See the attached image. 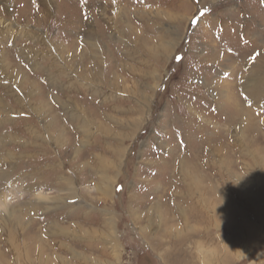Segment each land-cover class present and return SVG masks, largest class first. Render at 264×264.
Returning <instances> with one entry per match:
<instances>
[{
	"label": "rangeland",
	"instance_id": "1",
	"mask_svg": "<svg viewBox=\"0 0 264 264\" xmlns=\"http://www.w3.org/2000/svg\"><path fill=\"white\" fill-rule=\"evenodd\" d=\"M44 1L0 3V228L24 218L20 264H264V0Z\"/></svg>",
	"mask_w": 264,
	"mask_h": 264
},
{
	"label": "bare ground",
	"instance_id": "2",
	"mask_svg": "<svg viewBox=\"0 0 264 264\" xmlns=\"http://www.w3.org/2000/svg\"><path fill=\"white\" fill-rule=\"evenodd\" d=\"M12 1V0H11ZM10 0H0V3H1V7H2V9L1 10H3L4 11V9H5V12H8L7 10H9V5H10V2H11ZM42 3H43V12L44 13H47L49 10H51V5L50 4H47L44 0H42ZM8 14V13H7ZM117 17V16H116ZM4 25H5V29H6V31L7 32H9V35L8 36H12V35H14V33L13 32H19V34H23L24 32L22 31L23 29H21V28H13L12 27V24L11 23H4ZM4 28V27H3ZM26 33V32H25ZM136 34V33H135ZM22 36V35H21ZM86 36H87V34H86ZM39 37L41 38V40L39 41V43H45L46 45H48V43L44 40V41H42V36H40L39 35ZM116 37V36H115ZM47 38V37H46ZM88 38H90L89 37V35H88ZM122 38V37H121ZM48 40V39H47ZM123 40V39H122ZM123 42H124V40H123ZM96 41H94L93 40V42H92V40H91V46L92 47H95V46H97L96 45ZM170 43H168L167 41H164V40H160V42H158L157 44H155L154 45V47H152L153 49H149L150 51H157L158 53H157V55H159V56H163L165 53H167L168 52V49H169V45ZM153 45V44H152ZM26 46V45H25ZM58 46V45H57ZM56 46V47H57ZM50 47V46H49ZM23 48H24V46H22V48L20 49V53L24 56V57H26L28 54H25V53H27L28 52V49H26V51L24 52L23 51ZM50 50H52V49H50ZM57 51H59V53H61V51L62 52H66V51H64V49H63V47L62 46H59L58 47V50ZM77 51V49H76V47L75 46H73L72 47V49L70 50V51H68V53H71V55H69L68 57H66L67 59H69V58H73L74 56H75V52ZM30 53V52H29ZM57 54V56H59V58L61 57L60 56V54ZM62 55V54H61ZM67 55V54H66ZM166 55V54H165ZM164 55V56H165ZM52 56L54 57V58H50L51 60L50 61H58V59H57V56H54L53 55V53H52ZM163 56V57H164ZM3 61H4V59H3ZM113 62V61H112ZM2 66H4L6 69H7V67H6V65H5V63L3 64L2 63V60H1V53H0V68H2ZM92 66H95V65H92ZM95 68V67H94ZM95 69H93L92 68V70L91 71H94ZM3 71H4V69H3ZM252 72H253V70H252ZM92 74H94V72H91V73H89L87 76H88V78L90 77V76H92ZM253 74V73H252ZM255 74V73H254ZM258 76V75H257ZM7 77V76H6ZM8 78V77H7ZM68 78V77H67ZM71 79H72V77H70ZM85 78V77H84ZM114 78H117L116 76H114ZM8 79H10V78H8ZM50 79H52L53 80V76L52 75H50ZM11 85L13 84H15V86H16V84L18 83L17 82V80L15 79V78H12L11 77ZM73 80V79H72ZM19 81V80H18ZM117 82H118V84H119V86L121 87V85H124V87L125 88H127V89H129L128 87H126V85H125V83L123 82V81H121V80H117ZM9 87H12V86H10V85H8ZM141 94V93H140ZM261 95H260V92H255L252 96H250V98H248V100H249V102H248V104L251 106V104L250 103H253L254 104V102L256 103V106H261V97H260ZM226 98V97H225ZM229 103V102H228ZM231 103V102H230ZM236 104V103H235ZM237 105V104H236ZM235 107V105H233V108ZM238 109L237 108H234V111H237ZM240 110H242V109H240ZM243 115H240L239 117H242ZM87 115L86 116H84V119L85 120H88L87 118ZM244 118V117H243ZM261 120H263V119H261ZM88 122H90L89 120H88ZM260 125H261V123L260 122H258ZM90 124H88L87 123V126H89ZM260 125H259V128H260ZM238 127V126H237ZM261 128H264V124L262 123V127ZM236 130H238V129H235V131H234V133H236L237 131ZM30 132V131H29ZM32 132V131H31ZM58 133V132H57ZM11 134V133H10ZM15 134V133H14ZM59 134V133H58ZM36 136V135H35ZM39 136V135H38ZM59 136L60 135H57L56 137H54V140L56 141V142H58L59 141ZM15 139H16V137H15ZM25 141V140H24ZM24 141H22V142H24ZM234 141V140H233ZM20 142V141H19ZM30 142V141H29ZM237 146H238V149L240 150L241 148L240 147H242V143L240 144V142H238V144H237ZM249 149H246V151H247V154H251L252 156H253V154L250 152V151H248ZM18 154V153H17ZM104 156V155H103ZM99 157H101V156H99ZM97 158H98V156L96 157V162H98V164H99V166H98V169L97 170H102L103 169V166H104V161H103V158L101 157L99 160H97ZM211 159V158H210ZM260 159V158H259ZM216 160H217V158H216ZM221 161V160H220ZM110 162V161H109ZM112 163V162H111ZM111 163H109V164H111ZM222 166H224L223 164H221V162H220V165L219 166H217L216 167V172H219V170H221L223 167ZM1 168V167H0ZM94 170H95V168H94ZM226 170V169H225ZM3 172V171H2ZM100 173V172H99ZM189 173V172H188ZM224 173V172H223ZM8 175V174H7ZM6 177V174H4V173H2L1 175H0V178H3V177ZM192 178V176L190 175V178L189 179H191ZM189 185H190V183H189ZM188 185V189L189 190H192V187L191 186H189ZM106 186V185H105ZM105 192V191H104ZM32 205V204H31ZM210 205V204H209ZM208 205V206H209ZM30 212V211H29ZM28 212V213H29ZM26 214V213H25ZM24 214V216L26 217V215ZM261 215H262V213H261ZM260 214H257V219L259 220V221H264L263 220V218H264V216H261ZM19 216H20V214H19ZM13 219V218H12ZM23 219L24 218H22V216H20V218H18V221H17V224L15 223V224H13V223H9V224H7V226H6V229H1L0 228V232H1V235H2V237L0 238V241H3V244L5 245L6 244V247H7V249H6V251H7V253H9V254H11L10 255V259H8L7 258V263L8 264H20V263H22L21 262V260H24V261H29L27 258H29V257H26L25 255H24V247H25V243L24 242H26V241H21L20 240V237L22 236V231H23V228H24V222H23ZM261 219V220H260ZM1 221H2V219L0 220V227H1ZM23 222V223H22ZM13 224V225H12ZM14 225H16V226H14ZM3 228H5V227H3ZM24 232V231H23ZM60 233H64V235H66V234H68L67 232H65V231H60ZM168 233H170V234H172L173 232L171 231V230H169V232ZM30 239L31 238H33V237H29ZM32 240H34V239H32ZM5 241V242H4ZM14 248V249H13ZM35 250H37V248H34V251ZM2 253V252H1ZM2 256V255H1ZM37 257V256H36ZM33 260V259H32ZM32 260H30V261H32ZM3 261H4V259H3ZM61 261V260H60ZM63 261V260H62ZM2 262V261H1ZM60 264H64V261L63 262H60Z\"/></svg>",
	"mask_w": 264,
	"mask_h": 264
},
{
	"label": "snow or ice",
	"instance_id": "3",
	"mask_svg": "<svg viewBox=\"0 0 264 264\" xmlns=\"http://www.w3.org/2000/svg\"><path fill=\"white\" fill-rule=\"evenodd\" d=\"M201 14H202V13H201ZM195 22H196V21L194 20L193 23H195ZM177 59H179V57H178Z\"/></svg>",
	"mask_w": 264,
	"mask_h": 264
}]
</instances>
